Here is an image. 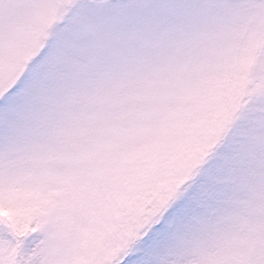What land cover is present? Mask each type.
I'll return each mask as SVG.
<instances>
[{"label": "snow or ice", "instance_id": "1", "mask_svg": "<svg viewBox=\"0 0 264 264\" xmlns=\"http://www.w3.org/2000/svg\"><path fill=\"white\" fill-rule=\"evenodd\" d=\"M0 264H264V0H0Z\"/></svg>", "mask_w": 264, "mask_h": 264}]
</instances>
